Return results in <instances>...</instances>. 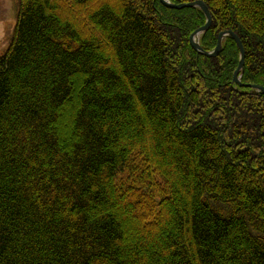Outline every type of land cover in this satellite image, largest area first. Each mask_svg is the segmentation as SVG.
Returning a JSON list of instances; mask_svg holds the SVG:
<instances>
[{
  "label": "trees",
  "instance_id": "trees-1",
  "mask_svg": "<svg viewBox=\"0 0 264 264\" xmlns=\"http://www.w3.org/2000/svg\"><path fill=\"white\" fill-rule=\"evenodd\" d=\"M201 1L264 88V0ZM0 56V264H264V96L198 56L197 9L17 0ZM237 90V92L235 91Z\"/></svg>",
  "mask_w": 264,
  "mask_h": 264
},
{
  "label": "water",
  "instance_id": "water-1",
  "mask_svg": "<svg viewBox=\"0 0 264 264\" xmlns=\"http://www.w3.org/2000/svg\"><path fill=\"white\" fill-rule=\"evenodd\" d=\"M160 4L165 7L166 9L169 10H184V9H197L199 10L205 19V24L203 27L200 29L196 30L193 32L190 37H189V45L192 48V50L198 55L202 56L205 58H216L222 51H223V41L224 40H231L234 42L236 50L238 52V66L236 71L234 72L233 79H232V85L238 87L239 89L242 88H247L250 90L248 94H261L264 96V88L260 86H243L241 84V77L243 75V68H244V58H245V53L243 46L238 39V37L230 32V31H225L222 32L218 35L217 42H216V47L214 50L210 52L204 51L201 46H200V40L201 38L208 32V30L211 27V16L209 14L208 9L206 6L201 2V1H196L193 3H188V4H180V5H175L172 4L169 0H159ZM237 92V90H235Z\"/></svg>",
  "mask_w": 264,
  "mask_h": 264
},
{
  "label": "rangeland",
  "instance_id": "rangeland-1",
  "mask_svg": "<svg viewBox=\"0 0 264 264\" xmlns=\"http://www.w3.org/2000/svg\"><path fill=\"white\" fill-rule=\"evenodd\" d=\"M17 4V0H0V56L6 52L11 41L17 18Z\"/></svg>",
  "mask_w": 264,
  "mask_h": 264
}]
</instances>
